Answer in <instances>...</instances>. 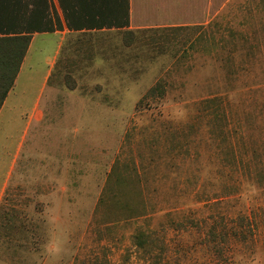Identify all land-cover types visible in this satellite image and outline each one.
<instances>
[{
	"label": "rangeland",
	"instance_id": "obj_1",
	"mask_svg": "<svg viewBox=\"0 0 264 264\" xmlns=\"http://www.w3.org/2000/svg\"><path fill=\"white\" fill-rule=\"evenodd\" d=\"M214 7L206 25L66 35L40 92L58 36L35 37L16 91L42 116L15 130L0 264H147L140 230L163 263L264 264V0Z\"/></svg>",
	"mask_w": 264,
	"mask_h": 264
},
{
	"label": "crops",
	"instance_id": "obj_2",
	"mask_svg": "<svg viewBox=\"0 0 264 264\" xmlns=\"http://www.w3.org/2000/svg\"><path fill=\"white\" fill-rule=\"evenodd\" d=\"M216 0H128V24L122 27L103 26L102 28H74L68 27L64 18L63 11L58 0H47L45 12L49 13L50 19L55 24V13H58L62 28L54 31H43L32 33L31 41L26 55L22 61L20 70L16 76L13 87L9 90L0 108V163L8 161L5 174L0 176V202L7 186L8 180L14 171L15 162L18 158L23 142L16 137L15 130L20 126H30L33 122H39L42 110L37 106L36 95L32 112L25 119V110L22 108L23 94L19 95L17 90L19 82L24 84L34 79L36 74L33 68L34 63V40L37 35L51 33L58 36L55 52L51 59H48L47 70L43 73L39 84V92L48 83L52 74V69L56 65L58 55L62 49L64 38L69 34L80 33H104L112 31H129L130 34L137 30L176 28L186 26L206 25L216 16L217 11L214 7ZM22 11H20L21 13ZM13 148V149H12Z\"/></svg>",
	"mask_w": 264,
	"mask_h": 264
},
{
	"label": "trees",
	"instance_id": "obj_3",
	"mask_svg": "<svg viewBox=\"0 0 264 264\" xmlns=\"http://www.w3.org/2000/svg\"><path fill=\"white\" fill-rule=\"evenodd\" d=\"M58 2L68 27L102 28L106 25L122 27L128 24V0H58ZM46 7L47 0H0V108L14 85L32 33L62 28L58 13H55L53 24L49 13L45 12ZM124 33L132 37L129 31ZM154 88H151L150 92ZM214 100L215 97L206 98L202 102L206 103L208 109L210 102ZM210 234L213 236L214 233L211 231ZM133 241L138 251H143V255H146L144 259L147 264L163 263V256L154 251L156 243L151 233L140 230L133 235Z\"/></svg>",
	"mask_w": 264,
	"mask_h": 264
}]
</instances>
